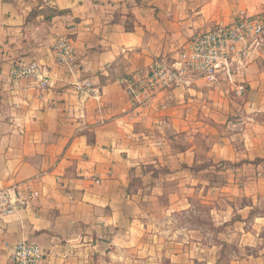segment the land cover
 I'll list each match as a JSON object with an SVG mask.
<instances>
[{
  "label": "crops",
  "instance_id": "0c3cea01",
  "mask_svg": "<svg viewBox=\"0 0 264 264\" xmlns=\"http://www.w3.org/2000/svg\"><path fill=\"white\" fill-rule=\"evenodd\" d=\"M241 11L262 12L264 0H0V191L19 196L15 213H0V264H12L21 241L46 250L43 264H128L146 236L186 234L140 208L136 184L186 209L192 186L208 184L191 172L204 155L210 167L264 170V42L232 77L168 88L137 111L123 82L145 81L155 63L172 64L196 34ZM61 37L79 54L72 71L55 58ZM22 62L38 63L50 86L13 78ZM86 82L99 98L79 90ZM239 82L247 91L235 98ZM262 176L245 185L264 187ZM255 224L264 228V215Z\"/></svg>",
  "mask_w": 264,
  "mask_h": 264
},
{
  "label": "rangeland",
  "instance_id": "374dc122",
  "mask_svg": "<svg viewBox=\"0 0 264 264\" xmlns=\"http://www.w3.org/2000/svg\"><path fill=\"white\" fill-rule=\"evenodd\" d=\"M201 145L207 149V140L201 139ZM207 158L204 155L202 163L191 168L193 175L201 173V179L208 184L205 188L201 184L192 186L186 209L182 205L171 208L166 193L159 195L151 188L138 187L139 184L132 188L142 198L138 202L140 208L146 213L152 212V208L159 213L163 229L173 224L177 229L186 227V234L146 236L147 250H131L128 264H264V228L255 224V218L264 215V193H261L264 187L245 185L249 178L257 182L263 177V167L260 171H243L231 162L210 167L212 162ZM199 168L208 170L199 172ZM162 173L166 178L167 172ZM173 189L177 187L159 188L160 191ZM244 208L247 217L243 219L241 209ZM255 227H259L257 234L252 232L249 237H242V230L252 231ZM170 238L175 241L174 247L168 244Z\"/></svg>",
  "mask_w": 264,
  "mask_h": 264
},
{
  "label": "built area",
  "instance_id": "2783aa9c",
  "mask_svg": "<svg viewBox=\"0 0 264 264\" xmlns=\"http://www.w3.org/2000/svg\"><path fill=\"white\" fill-rule=\"evenodd\" d=\"M264 42V11L249 13L241 11L235 21L219 23L213 29L200 32L181 50L178 60L172 64L155 63L147 73L145 81L136 82L124 79L127 92L131 97L133 110L151 105L156 96L168 88H181L196 79L215 82L222 72L233 75L235 64H243L249 54ZM56 61L63 67L74 70L79 54L74 43L68 37L59 38L53 46ZM11 76L16 79L34 78L38 86L46 89L50 86L49 77L36 62L15 64ZM91 96L99 98L100 87L90 82L78 86ZM234 95L242 98L245 84L234 85ZM39 191H32L31 199L39 197ZM19 196H13L9 190L0 191V213L13 214L17 210ZM46 250L30 241L17 243L11 254L12 264H43Z\"/></svg>",
  "mask_w": 264,
  "mask_h": 264
},
{
  "label": "trees",
  "instance_id": "16d2710c",
  "mask_svg": "<svg viewBox=\"0 0 264 264\" xmlns=\"http://www.w3.org/2000/svg\"><path fill=\"white\" fill-rule=\"evenodd\" d=\"M57 13H58V14H62V13H64V11H57V10H55V11L52 13V16L57 15ZM246 91H247V86H246V84H245V93H246ZM244 95H245V94H244Z\"/></svg>",
  "mask_w": 264,
  "mask_h": 264
}]
</instances>
